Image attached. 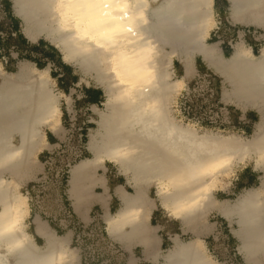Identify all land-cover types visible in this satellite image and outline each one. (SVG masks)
Masks as SVG:
<instances>
[{
  "label": "bare ground",
  "instance_id": "1",
  "mask_svg": "<svg viewBox=\"0 0 264 264\" xmlns=\"http://www.w3.org/2000/svg\"><path fill=\"white\" fill-rule=\"evenodd\" d=\"M12 2L26 37L45 36L65 64H77L105 88V107L92 105L97 114L87 140L92 156L71 163L69 178L70 194L78 197L81 179L99 161L113 162L127 176L133 190L119 186L122 205L105 216L108 234L124 243L142 237L145 253L162 257L160 264H221L201 237L212 228L207 215L216 210L233 223L246 263L264 264V45L255 54L240 39L224 56L217 43H208L211 0ZM229 2L234 21L264 30V0ZM194 54L224 76L229 85L224 101L259 112L250 136L200 130L173 113V101L185 86L173 73V59L180 58L189 74ZM51 79L48 67L24 60L7 71L0 62V264H76L67 235L47 233L38 245L25 229L28 198L21 183L39 163L37 154L50 147L44 130L67 133L60 118L62 93ZM248 160L261 172V184L219 199L215 191ZM153 184L160 206L180 220L183 231L195 234L174 235L172 247L161 254L153 246L156 227L149 223Z\"/></svg>",
  "mask_w": 264,
  "mask_h": 264
},
{
  "label": "crops",
  "instance_id": "2",
  "mask_svg": "<svg viewBox=\"0 0 264 264\" xmlns=\"http://www.w3.org/2000/svg\"><path fill=\"white\" fill-rule=\"evenodd\" d=\"M2 1H6L8 8L2 9L0 7V12L3 13V16L0 14V27L2 29L0 33L4 32L3 29L10 24V27H7V32L5 31L9 40L6 42L5 38L2 35L0 36V62L2 66L7 71H15L18 69L17 64L22 60H26L39 67V58L37 59V56H40V60H46L45 63H41L44 65L42 67H45L52 59L49 53L53 52V49H50L51 47L48 45L53 44L49 42L43 43L42 39L32 41L26 37L21 24L17 23L16 26L14 25V19L19 17L16 15L12 0H0V2ZM211 6L214 22L223 23L224 30L230 28L227 24L232 25L233 32L230 36L220 38V35H215V37H210L211 39H209L208 36L217 32V29L211 27L207 42L217 43L221 53L224 56H229L234 51V43L243 39L253 53L259 54L261 47L264 45V30L255 25L234 21L229 0H211ZM2 17L6 18V21L2 22ZM256 29H259L260 33L263 32L260 35V39L254 34ZM249 32H251L252 38L249 36ZM8 63L9 65L12 63L14 65L8 67ZM193 65L192 72L187 74L183 61L176 56L173 59L172 69L174 75L183 77L185 80V86H182L174 100L173 107L177 118L194 126H197V123H201L200 127L205 125V129L209 127L210 129L219 127L224 129V127H229L231 114L234 118L233 129L242 136H250L254 131V123L257 121L256 117L258 119L260 117L259 112L251 107L243 110L230 101H224L222 92L224 87H229V85L224 76L217 73L214 68H211L202 55L194 54ZM55 70L56 67H49L52 85L54 79H57L59 83L53 89L57 92L63 91V93L66 90L70 91L73 100L83 99L87 95L86 92L99 90L97 86H79L76 83H73L74 87L70 85L67 87L63 84L62 76L64 72L56 73ZM210 75L217 78L219 82L217 87L211 86L206 91L208 95L212 93L211 98L208 99L207 96L206 100L201 98L194 100L192 107L190 106L188 110L187 105H191V103L184 100L182 91L186 88L191 89L194 87V84L189 82L196 76ZM98 96L100 97V93ZM97 99L91 101L96 103ZM91 101L87 103L92 104ZM250 110L255 112V118H253ZM60 118L62 121L61 115ZM250 121H254L251 127L249 125ZM83 129L85 132L84 127ZM64 130L68 129L65 127ZM44 134L52 150L54 149L53 146L66 136H63L64 132L57 135L47 127L44 130ZM86 137L87 135L83 137L84 147L81 157L88 158L92 156V153L87 148ZM50 147L44 148L37 154L39 163H34L33 167L27 171L30 174L29 177L21 183V190L28 198L25 229L32 235L35 243L43 245L47 233L67 235L68 246L76 250L77 253L76 264H129V262L131 264H160L162 257L159 256L158 259H154L153 253H145L146 242L142 237H136L124 243L108 234L105 216L107 213H113L122 205L119 186L127 190H129L128 187H132L127 176L121 173L117 167H113V162L104 160L103 162H97L81 179L78 197L70 194V168L64 178L44 185V183H39L37 180L46 170L45 161L51 150ZM43 154L45 159L42 158ZM248 171L254 177L251 185L261 184V172L254 166L249 167ZM5 176L10 177V174L5 173ZM247 185L248 183L244 181L242 176L240 179L236 178L232 181L231 185H227L226 189L231 192L240 191V189H245ZM226 189L221 188L220 191L227 194L228 191ZM154 202L155 206L151 210L149 223L156 227L154 229L155 239L153 242L156 252L161 254L172 247V238L176 234L182 239H185L186 235L189 234L194 237L195 234L191 231L182 230L180 220L169 215L160 206L159 198H154ZM159 210L160 214L158 213ZM161 210H164L163 215ZM218 215L219 217L214 221L207 218L208 222L212 223V228L208 233L201 235L208 253L219 260L221 264H247L239 252V242L232 231L233 223L219 212ZM174 220H177L178 224ZM72 244H74V247H72Z\"/></svg>",
  "mask_w": 264,
  "mask_h": 264
},
{
  "label": "rangeland",
  "instance_id": "3",
  "mask_svg": "<svg viewBox=\"0 0 264 264\" xmlns=\"http://www.w3.org/2000/svg\"><path fill=\"white\" fill-rule=\"evenodd\" d=\"M0 14L3 16L2 12H0ZM215 18H217V17H215ZM17 19L16 18L14 19V25L16 26V24L18 23L19 25L21 24V26H22L21 19H19V18H17ZM1 21L2 22L6 21V18L2 17ZM222 24L223 23H221V24L215 23V22L213 23L212 28L214 27L215 29H217V32L214 35L211 34V36H208L209 39H211L210 37H212V38L215 37V35H220V38H222L223 36H230V34H232L233 26L230 24H227L230 28H228V29L226 28L224 30ZM217 26H218V28H217ZM7 27H10V24L6 25V28ZM6 28L3 29L4 32H1L0 36L2 35L5 38V41L7 42L9 40V38H8V36H6V33H5V31L7 32V30H8V28L7 29ZM1 30L2 29L0 27V31ZM261 33H263V32H261ZM261 33H260L259 29H256V31L254 32V34L257 37H259V39L261 37L260 36ZM249 36L252 38L251 32H249ZM39 39H42L44 41L43 43H48V42L51 43L43 35L39 36V38L35 41H38ZM55 47L57 48L58 52L53 50L52 53L51 52L49 53V55L51 56L52 59L49 61V63L45 67H48V68L49 67H51V68L56 67V70H55L56 73L63 71L64 72V75L62 76L63 84L67 87L69 85L71 87H74L73 83H76L79 86H84V85L97 86L99 89L98 91L93 90L89 93L86 92L87 95L83 99H79V100H73V97L71 96L70 91L66 90V91H64V93H63V91H61L62 96L60 98V108L62 110L61 117H62V121H63V126H64V128L66 127L67 129H70L73 132H75L77 130L78 126H83L85 128V133L87 134V137H86V143H87V140H88V137H89L91 130H93V129L95 130V128H96V123L93 121V118H96V116H97V114L95 113L96 111L92 107V105L94 103L88 104L87 102L98 98L97 99L98 101L96 103L99 105V107L101 109L104 108L105 105L103 102L106 99L105 88H104V86L99 85L91 75L83 74L81 68L77 64L68 63V64H66L68 66H64L62 53L58 49L57 46H55ZM50 49H52V48H50ZM37 59L39 60L38 61L39 64L46 62V60H40V56H37ZM22 61H24V60H22ZM20 62L17 64L18 66H19ZM31 64L35 65L34 63H31ZM12 65H14V64L12 63L9 65V63H8V67H12ZM16 68H17V66H16ZM209 79H210V81H209ZM189 83H193L194 87H196L200 91H202V90L208 91L211 88V86L217 87V85L219 84L217 78H214L211 75L210 76H196ZM57 84H59L57 79H54V81H53L54 88H56ZM99 93H100V97L98 96ZM66 95H69V98H67ZM172 105H174V101H173ZM172 108H173V113L176 114V111H174V107H172ZM250 113H252L253 118H255V112L253 110H250ZM256 118H257L256 120H258V117H256ZM229 119H230V124L228 125L229 127H226V128L224 127V129H221L220 127L219 128H213V129L216 131L220 130L223 132L236 131L232 127V124L234 123V118L231 114H230ZM71 123H74L73 126L71 125ZM253 123H254V121H250V124H249L250 127L253 126ZM200 125H201V123H197L196 127L199 128L200 130H204L205 125H203L202 127H200ZM254 126H255V123H254ZM42 158H44V154H43ZM251 166L252 167L254 166L252 160H248L247 162L239 163V165L236 167V169L233 172H231L230 177H229L230 183L228 185H231V182L234 181L236 178L240 179L243 176L244 181L248 183L247 187L248 186H255L254 183H253L254 185H251V183L254 180V177H252V175H250V173L248 171V168ZM113 167H116V165L114 163H113ZM246 171H248V172L246 173ZM257 184L258 183H256V185ZM226 188L227 187H225L224 189H226ZM128 189L130 191L133 190L132 187L131 188L128 187ZM220 189L221 188H219L215 191V195L219 199H221L223 197L233 199L237 195H239L241 192H243V190H244V189H240V191L231 192V191L226 189V191H228V192H227V194H225L224 192H221ZM149 192L153 198H159V196L157 194V187L154 184L150 186ZM161 211H162L161 214L163 215L164 210H161ZM158 213L160 214V210L158 211ZM218 217H219V215H218V212L216 210H212L207 216V218L211 221L216 220ZM174 222L176 224H178L177 220H174ZM191 236H192V234L186 235L185 239H188ZM72 247H74V244H72Z\"/></svg>",
  "mask_w": 264,
  "mask_h": 264
},
{
  "label": "built area",
  "instance_id": "4",
  "mask_svg": "<svg viewBox=\"0 0 264 264\" xmlns=\"http://www.w3.org/2000/svg\"><path fill=\"white\" fill-rule=\"evenodd\" d=\"M211 95L212 93L208 95L206 91H200L196 87H192L191 89L186 88L184 89V93H182L184 100L191 103V105H187L188 110L190 106L192 107L194 100H198V98L206 100L207 96L210 99ZM73 124L71 123L72 126ZM86 135L82 126H78L75 132L68 129L65 138L57 142L54 149L49 151V155L45 161L46 170L37 181L45 185L64 178L71 163L81 157L84 147L83 137Z\"/></svg>",
  "mask_w": 264,
  "mask_h": 264
},
{
  "label": "trees",
  "instance_id": "5",
  "mask_svg": "<svg viewBox=\"0 0 264 264\" xmlns=\"http://www.w3.org/2000/svg\"><path fill=\"white\" fill-rule=\"evenodd\" d=\"M49 46H50L53 50H55V51L58 52V50H57V48H56L55 46H53V45H51V44H49ZM63 64H64V66H68V65H66L65 63H63ZM38 65H39V67L44 66V65H42V64H38ZM93 102H95V101H91V103H93Z\"/></svg>",
  "mask_w": 264,
  "mask_h": 264
},
{
  "label": "flooded vegetation",
  "instance_id": "6",
  "mask_svg": "<svg viewBox=\"0 0 264 264\" xmlns=\"http://www.w3.org/2000/svg\"><path fill=\"white\" fill-rule=\"evenodd\" d=\"M0 7H1L2 9H6V8H8V5H7L6 1H2V2H0ZM4 12H6V11H4Z\"/></svg>",
  "mask_w": 264,
  "mask_h": 264
},
{
  "label": "water",
  "instance_id": "7",
  "mask_svg": "<svg viewBox=\"0 0 264 264\" xmlns=\"http://www.w3.org/2000/svg\"><path fill=\"white\" fill-rule=\"evenodd\" d=\"M14 6V5H13Z\"/></svg>",
  "mask_w": 264,
  "mask_h": 264
}]
</instances>
